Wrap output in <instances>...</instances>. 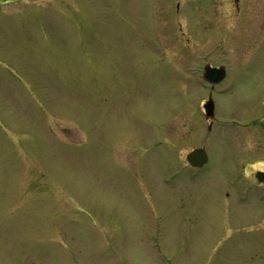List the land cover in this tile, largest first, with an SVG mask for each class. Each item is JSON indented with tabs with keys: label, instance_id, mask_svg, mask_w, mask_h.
Returning a JSON list of instances; mask_svg holds the SVG:
<instances>
[{
	"label": "rangeland",
	"instance_id": "rangeland-1",
	"mask_svg": "<svg viewBox=\"0 0 264 264\" xmlns=\"http://www.w3.org/2000/svg\"><path fill=\"white\" fill-rule=\"evenodd\" d=\"M258 171L264 0H0V264H264Z\"/></svg>",
	"mask_w": 264,
	"mask_h": 264
},
{
	"label": "water",
	"instance_id": "water-1",
	"mask_svg": "<svg viewBox=\"0 0 264 264\" xmlns=\"http://www.w3.org/2000/svg\"><path fill=\"white\" fill-rule=\"evenodd\" d=\"M204 79L212 84H218L223 81L226 77V70L224 68L211 67L210 65L204 68ZM206 114L208 117L214 116V102L210 98L204 105ZM187 161L193 167H202L208 161V156L204 149H195L187 156ZM258 181H264V172H258L256 174Z\"/></svg>",
	"mask_w": 264,
	"mask_h": 264
}]
</instances>
